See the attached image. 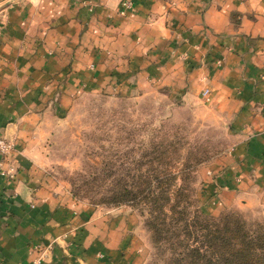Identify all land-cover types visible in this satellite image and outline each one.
Returning <instances> with one entry per match:
<instances>
[{
  "label": "crops",
  "instance_id": "obj_1",
  "mask_svg": "<svg viewBox=\"0 0 264 264\" xmlns=\"http://www.w3.org/2000/svg\"><path fill=\"white\" fill-rule=\"evenodd\" d=\"M114 83L204 95L229 138L205 170L217 209L264 206V0H0V134L19 148L0 162V264H135L112 209L54 189L33 157L51 97Z\"/></svg>",
  "mask_w": 264,
  "mask_h": 264
},
{
  "label": "rangeland",
  "instance_id": "obj_2",
  "mask_svg": "<svg viewBox=\"0 0 264 264\" xmlns=\"http://www.w3.org/2000/svg\"><path fill=\"white\" fill-rule=\"evenodd\" d=\"M123 79L127 81L130 75ZM72 93L67 102L57 101L54 96L47 102L48 110L33 137V157L41 162L37 168L54 189L68 193L74 200L100 210L112 209L115 221L128 227L135 264H171L170 245L166 241L154 242L152 230L146 225L147 216L140 208L109 204L100 200L99 192L87 190L81 182L102 161L117 163L139 158L138 145L148 147L151 138L166 143L177 141L170 146L171 164L167 167L172 201L175 189L181 188L192 207L204 215L233 212L247 221H264V206L257 204L253 196L248 204L237 199L228 206L216 207L221 186L205 170L214 169L229 138L224 133L225 125L213 112L210 115L204 95L183 107L181 101L171 100L166 86L151 85L137 91L122 90L115 83L81 85L74 87ZM0 139L10 144L0 150V162L7 163L19 148L10 135L0 134ZM11 168H6L10 174L15 172ZM144 169L142 166L140 171ZM129 176L133 177L130 173L121 174L122 178L130 179Z\"/></svg>",
  "mask_w": 264,
  "mask_h": 264
},
{
  "label": "trees",
  "instance_id": "obj_3",
  "mask_svg": "<svg viewBox=\"0 0 264 264\" xmlns=\"http://www.w3.org/2000/svg\"><path fill=\"white\" fill-rule=\"evenodd\" d=\"M175 142L151 138L148 147L138 145L137 159L94 165L81 186L99 192L100 200L109 204L140 208L154 242L170 245L171 264H264V221H247L233 212L204 215L192 207L181 188L175 189L171 200L167 167ZM122 173L133 177L122 178Z\"/></svg>",
  "mask_w": 264,
  "mask_h": 264
},
{
  "label": "built area",
  "instance_id": "obj_4",
  "mask_svg": "<svg viewBox=\"0 0 264 264\" xmlns=\"http://www.w3.org/2000/svg\"><path fill=\"white\" fill-rule=\"evenodd\" d=\"M121 10L119 11V13H123V10L124 9H126V8H129L130 7V2L129 1H122L121 3ZM206 92V90H204L203 91V93H205ZM8 147H10V144L9 143H7L6 141H4V140H1L0 139V150H5V149H7Z\"/></svg>",
  "mask_w": 264,
  "mask_h": 264
}]
</instances>
